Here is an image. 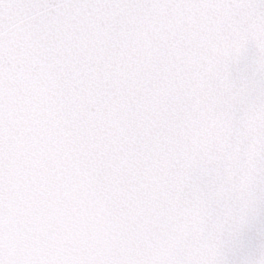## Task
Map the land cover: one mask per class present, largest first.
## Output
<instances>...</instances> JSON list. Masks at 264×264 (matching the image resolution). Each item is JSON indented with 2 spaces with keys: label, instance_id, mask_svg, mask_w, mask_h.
<instances>
[{
  "label": "snow or ice",
  "instance_id": "1",
  "mask_svg": "<svg viewBox=\"0 0 264 264\" xmlns=\"http://www.w3.org/2000/svg\"><path fill=\"white\" fill-rule=\"evenodd\" d=\"M0 264H264V0H0Z\"/></svg>",
  "mask_w": 264,
  "mask_h": 264
}]
</instances>
